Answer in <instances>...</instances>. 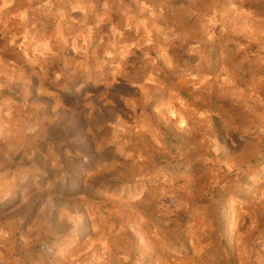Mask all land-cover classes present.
<instances>
[{
    "label": "rangeland",
    "instance_id": "rangeland-1",
    "mask_svg": "<svg viewBox=\"0 0 264 264\" xmlns=\"http://www.w3.org/2000/svg\"><path fill=\"white\" fill-rule=\"evenodd\" d=\"M0 264H264V0H0Z\"/></svg>",
    "mask_w": 264,
    "mask_h": 264
},
{
    "label": "crops",
    "instance_id": "crops-1",
    "mask_svg": "<svg viewBox=\"0 0 264 264\" xmlns=\"http://www.w3.org/2000/svg\"><path fill=\"white\" fill-rule=\"evenodd\" d=\"M95 1L87 2L81 11L74 8H70L67 13H61L57 7L54 6V10L50 13L51 17L57 15L56 24H108L110 21L103 20L99 12H97V7H94ZM15 16V14H11ZM116 24V23H112Z\"/></svg>",
    "mask_w": 264,
    "mask_h": 264
},
{
    "label": "trees",
    "instance_id": "trees-1",
    "mask_svg": "<svg viewBox=\"0 0 264 264\" xmlns=\"http://www.w3.org/2000/svg\"><path fill=\"white\" fill-rule=\"evenodd\" d=\"M78 74H81V73L79 72ZM58 81H59L60 84H62V83L64 82V79H60V80H58ZM44 83L46 84V83H51V82H49L48 80H45ZM59 83H58V84H59ZM52 85H54V84H52ZM56 86H57V85H56Z\"/></svg>",
    "mask_w": 264,
    "mask_h": 264
}]
</instances>
